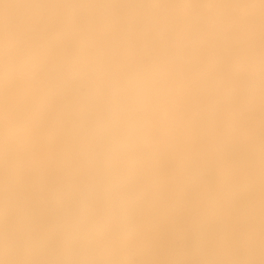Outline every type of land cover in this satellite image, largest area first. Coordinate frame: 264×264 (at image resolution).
Here are the masks:
<instances>
[{"label": "bare ground", "instance_id": "obj_1", "mask_svg": "<svg viewBox=\"0 0 264 264\" xmlns=\"http://www.w3.org/2000/svg\"><path fill=\"white\" fill-rule=\"evenodd\" d=\"M9 232L8 264H264V0H0Z\"/></svg>", "mask_w": 264, "mask_h": 264}, {"label": "clouds", "instance_id": "obj_2", "mask_svg": "<svg viewBox=\"0 0 264 264\" xmlns=\"http://www.w3.org/2000/svg\"><path fill=\"white\" fill-rule=\"evenodd\" d=\"M5 53L12 47V44L9 42L4 46ZM4 68L7 72L8 62L5 59ZM97 193L104 191L102 187H97ZM91 195V190H85L81 193V197L87 199ZM95 241L89 237L83 236L79 233L78 230H72L71 228L65 233V236L62 240L61 247L58 249L61 254H79L80 252L90 249L94 246ZM0 246H2L3 252L6 257H11L21 250L27 247V242L20 237H17L15 234L9 232L6 233L2 240H0ZM0 264H8L6 259H0Z\"/></svg>", "mask_w": 264, "mask_h": 264}]
</instances>
